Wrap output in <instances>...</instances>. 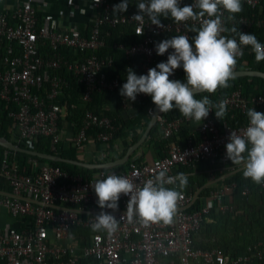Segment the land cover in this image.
<instances>
[{
	"label": "built area",
	"instance_id": "built-area-1",
	"mask_svg": "<svg viewBox=\"0 0 264 264\" xmlns=\"http://www.w3.org/2000/svg\"><path fill=\"white\" fill-rule=\"evenodd\" d=\"M57 1L21 0L0 9V104L12 119L9 139L19 145L42 142L56 154L59 144L66 140L79 154L88 143L98 141L101 147L95 152L100 161L112 160L120 148L115 139L119 125L114 116L93 110V93L118 94L123 109L151 97L140 93L133 102L120 95L127 68L137 75L147 74L173 51L170 48L158 55L156 43L175 35H187L191 40L195 33L189 29L207 17L179 23L161 17L159 27L147 16L132 18L138 13L139 0H129L123 13L112 11L121 0H100L99 4L95 0H60L62 6ZM241 2L258 12L229 19L231 14L222 10L223 26L237 24L244 33H250L253 25L264 28V0ZM179 3L182 7L195 0ZM54 6H59L55 13ZM116 27H130L136 40L128 46L121 40L109 44ZM241 48L243 54L238 60L251 50L250 46ZM181 72L182 67L175 69L170 79L176 80ZM76 95L77 101L73 99ZM78 101L84 106L80 124L69 122ZM220 101L225 102L232 117L241 114L243 122L233 125L226 118L220 120L214 108L203 121L159 113L155 125L160 139H171L188 126L185 136L155 148L151 159L133 156L124 167L98 169L90 178L36 158H29L28 168L19 163L16 151L4 148L0 157V264H264V236L244 252L231 255L214 239L199 235L212 211L234 213L235 204L228 196L231 198L237 182L220 184V177L235 172L241 164L227 158L225 146L231 131L238 135L245 131L249 108L264 112V95L245 94L242 84ZM153 106L147 107L150 115ZM64 121L75 127L68 138ZM203 161L211 164L206 172L217 183L203 200L201 189L181 188L178 180L167 184L181 193L170 224H145L135 214L129 222L126 211L130 195L121 194L116 210L104 209L117 219V229L112 233L92 230L94 216L101 211L92 187L97 179L115 173L140 187L162 169L172 178L180 172L187 177L204 172L197 169ZM186 166L191 171L184 170ZM259 186L264 193V183ZM242 193L249 194L250 188Z\"/></svg>",
	"mask_w": 264,
	"mask_h": 264
},
{
	"label": "clouds",
	"instance_id": "clouds-1",
	"mask_svg": "<svg viewBox=\"0 0 264 264\" xmlns=\"http://www.w3.org/2000/svg\"><path fill=\"white\" fill-rule=\"evenodd\" d=\"M95 3L99 4L100 0H95ZM128 6L129 0H121L113 5L112 11L123 13ZM137 8L138 13L132 18L142 20L147 16L152 24L159 27H162L161 17L171 18L177 23L197 21L205 16L207 19H203L198 27L189 29L195 33L191 40L187 35H175L156 43L158 55H163L170 48L173 51L168 54L166 61L150 68L147 74L137 75L131 67L127 68L126 83L122 85L120 95L126 101L134 102L138 94H148L159 113H167L176 108L183 117L195 121H203L209 111L215 108V116L222 120L227 111L225 102L212 105L208 96L196 99V93H214L218 88L229 86V81L234 79L236 58L243 54L242 45L251 47L258 63L264 61V44L254 34L238 31L236 27L228 29L223 26V11L232 14L229 19H234V14L243 10L241 0H195L194 4L182 7L179 0H139ZM228 31L235 33L238 40L236 36L230 38L222 35ZM180 67L185 73V81L170 79L173 71ZM247 117L249 123L242 135L231 131L225 146L226 155L232 163L243 164L242 173L246 179L262 184L264 112L249 108ZM177 180L181 188L187 185L184 173H177L172 178L167 176V169L160 170L154 178L148 179L140 187L127 177L115 173L108 174L104 179H97L92 187L101 211L94 216L92 230L112 233L117 229V219L104 209L116 210L121 194L130 195L126 211L129 222L135 214L145 224H170L177 212V201L181 193L166 185Z\"/></svg>",
	"mask_w": 264,
	"mask_h": 264
},
{
	"label": "trees",
	"instance_id": "trees-1",
	"mask_svg": "<svg viewBox=\"0 0 264 264\" xmlns=\"http://www.w3.org/2000/svg\"><path fill=\"white\" fill-rule=\"evenodd\" d=\"M261 15L264 16V3L262 4ZM243 10L240 13L234 14V17L237 18L241 15L251 14L253 11L258 12V9H252L250 6L242 3ZM232 15V14H231ZM232 27H236L239 31L237 24L229 23L227 28L231 29ZM250 33L254 34L258 41L264 42V28L257 27L253 25L250 29ZM225 36H229L230 38L236 36L235 33H231L230 31L226 32ZM136 36L134 35L132 29L130 27H116L112 30V35L108 38V43H112L115 40H121L124 42L126 46L131 44L136 40ZM122 65L125 64L126 59L124 54ZM236 69H257L264 71V61H260L259 63L255 60V54L252 50L246 51L241 59H237V64L234 70ZM112 70V69H111ZM176 79L185 81V73L184 71L179 73L176 76ZM242 84L244 86V93H261L264 95V79L261 77H236L229 81V86L226 88H218L214 93L201 92L195 95L196 99H202L204 96H208L212 105H216L219 103L220 98L230 94L237 86ZM93 110L99 114H108L114 116L117 119L119 130L115 135L116 141H119V151H117V156H122L127 148L134 142H136L142 133L144 132L147 124L150 121L151 115L148 113L147 107L153 104L151 97L143 100L142 102L135 103L130 109H123L120 107V103L118 100V94L111 92H102V93H93ZM75 101H77V95L73 97ZM83 104L78 101V108L73 115V117H69V122L75 121L77 124H80L83 113ZM215 111V108H214ZM168 118H173L176 116H180L179 110L173 108L171 111L164 113ZM235 117H232V114L226 111L224 118L231 120L233 125H239L243 122V116L238 113H234ZM12 125V119L7 115V111L3 104H0V136H5L7 138H12V134L9 131L10 126ZM139 129H136V127ZM75 130V127H72ZM188 131V126H183L179 132V134L174 135L171 139H160L158 137L157 125H154L149 132L150 138L147 141L151 142L155 148L163 147L173 140L175 141L177 136L183 138ZM117 141V142H118ZM23 147H28L32 149H36L39 151H47L50 150L42 143H36L34 145H27L26 143H20ZM64 143H60L58 146V154L69 157L76 158L77 150L70 145L67 149L63 147ZM95 145V149H100L101 145L98 141L93 143ZM4 147L0 145V157L2 156V152ZM18 161L20 164L24 166H28L31 168L28 160L29 158H36L42 162L48 161L54 165H58L63 169H66L71 172H78L85 176V178H90L92 174L98 169H89L82 166H78L72 163L64 162V161H50L45 160L37 156L29 155L22 152H16ZM245 156L247 153L244 154ZM242 165V164H241ZM238 166V169L227 175L221 181L223 182H237V187L230 193L233 203H236L238 209L241 210L240 213H217L212 211L210 213V220L204 222L199 231V235L203 238L214 239L215 243L220 244L226 252H229L231 255H236L242 253L246 250L247 246L252 243L257 238L264 236V193L261 191L259 184L251 181V179H246L243 176L242 169L243 166ZM123 165H118L115 168H122ZM211 167L209 162L203 161L197 169L204 170V172H197L195 176L187 177V188L188 189H201L200 197L207 195L209 189L212 185L208 186L206 183L209 181V175L206 173L207 169ZM240 167V168H239ZM184 170L191 171L190 167H184ZM246 187L250 188V193L245 195L242 193V190ZM1 188V184H0ZM201 202V201H200ZM200 204V203H199ZM247 211V212H246ZM241 216V217H239ZM245 218V222L239 226L243 231V237L239 242L235 239V235L233 232L237 227L238 223H241V219ZM246 225V226H243ZM249 231L247 232V229ZM238 234V233H237ZM246 234V235H245ZM239 235V234H238ZM242 240V241H241ZM202 246H205L201 243Z\"/></svg>",
	"mask_w": 264,
	"mask_h": 264
},
{
	"label": "water",
	"instance_id": "water-1",
	"mask_svg": "<svg viewBox=\"0 0 264 264\" xmlns=\"http://www.w3.org/2000/svg\"><path fill=\"white\" fill-rule=\"evenodd\" d=\"M245 76H252V77L256 76V77H261L264 79V71L257 70V69H236L234 70V78L245 77ZM197 93H201V92H197ZM158 114H159V111L157 109V106L154 104L153 112L150 117V121L147 124L140 138L136 142L132 143L127 148L126 152L122 156L114 158L112 160L105 161V162H90V161H85L83 159H80L78 157L69 158V157H64L60 154H56L52 152L39 151L36 149L23 147L5 136H0V145L3 146L4 148L10 149L16 152L26 153V154L37 156L42 159H46L50 161H64V162L72 163V164L82 166L85 168H89V169L113 168V167L122 165L125 162H127L129 158L131 157V155L134 153V151H136L147 140L149 136V132L151 131V128L156 123V118Z\"/></svg>",
	"mask_w": 264,
	"mask_h": 264
},
{
	"label": "crops",
	"instance_id": "crops-1",
	"mask_svg": "<svg viewBox=\"0 0 264 264\" xmlns=\"http://www.w3.org/2000/svg\"><path fill=\"white\" fill-rule=\"evenodd\" d=\"M19 1H21V0H0V9H2V8H4L5 6H12L13 4H15V3H17V2H19ZM55 3H56V0H53ZM58 2V1H57ZM58 4H59V6H62L63 5V1H60L59 0V2H58ZM59 6H57L56 8H55V6L53 7V11H54V13H55V11L57 10V8L59 7ZM78 22H79V24L82 26L83 25V20L81 19V17H79L78 18ZM64 126H65V128L67 129V131H66V135H67V138L69 137V136H71V134L73 133V129H72V127L69 125V123L67 124V121H64ZM118 141V140H117ZM119 142V141H118ZM70 146V143H69V141H65L64 142V145H63V147L64 148H68ZM142 147H140L139 149H137L136 150V152L134 151V155L132 154L131 155V157H133V156H135V157H142L143 159H151V157H153L154 155H155V149H153L152 148V151L154 152V154L152 153V151H149L151 154H152V156L151 157H147L148 156V151L147 150H145L144 151V154H141V149ZM126 152V151H125ZM117 154V153H116ZM146 155V157H143V156H145ZM77 157L78 158H80V159H83V160H85V161H90V162H103V161H100V158L98 157V155H97V153L95 152V145H93V143H88V145H87V148H86V150L83 152V154H79L78 152H77ZM76 157V158H77ZM117 157H120V156H117ZM117 157H115V158H117ZM130 157V158H131ZM97 172V171H96ZM96 172H94V173H96ZM93 173V174H94ZM200 173V172H199ZM207 173V172H206ZM92 174V175H93ZM208 175H209V181H207V185L208 186H210V185H212L213 186V184L214 183H217V181L215 180V181H213V179L211 178V175L209 174V173H207ZM196 175V173H192V175L191 176H195ZM222 179H221V177H220V184L223 182V181H221Z\"/></svg>",
	"mask_w": 264,
	"mask_h": 264
},
{
	"label": "rangeland",
	"instance_id": "rangeland-1",
	"mask_svg": "<svg viewBox=\"0 0 264 264\" xmlns=\"http://www.w3.org/2000/svg\"><path fill=\"white\" fill-rule=\"evenodd\" d=\"M136 129H139V127L137 126L136 127ZM148 139V138H147ZM140 147H142L140 150H141V154H144V151L145 150H147L148 151V156L147 157H151L152 156V154L149 152V151H152V148L153 149H155V147L152 145V143L151 142H149V141H145ZM139 147V148H140ZM138 148V149H139ZM136 152V151H135ZM152 153L154 154V152L152 151ZM134 155V154H133ZM143 157H146V155L145 156H143ZM235 204V211H234V214H238V213H240L241 212V210L240 209H238V206H237V204L236 203H234ZM247 212V211H246ZM239 217H241V216H239ZM245 222V218H243L242 217V219H241V223L239 224H237L238 225V227L233 231V232H231V233H234V235H235V239L239 242V240L243 237V231H242V229L239 227V226H242L241 224H243ZM243 226H246V225H243ZM249 231V228L247 229V232ZM239 235H238V234ZM246 235V234H245ZM239 236H242V237H239ZM242 241V240H241Z\"/></svg>",
	"mask_w": 264,
	"mask_h": 264
}]
</instances>
